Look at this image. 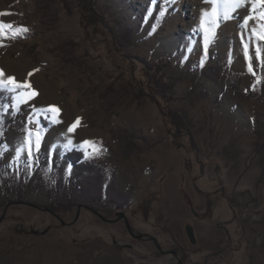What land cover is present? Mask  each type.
Segmentation results:
<instances>
[{"label": "rangeland", "instance_id": "obj_1", "mask_svg": "<svg viewBox=\"0 0 264 264\" xmlns=\"http://www.w3.org/2000/svg\"><path fill=\"white\" fill-rule=\"evenodd\" d=\"M211 7L208 0H0V13H10L0 20L27 28L3 36L0 69L37 93L19 103L14 95L15 123L4 131L0 264H85L104 241L167 236L161 226L177 214L193 226L212 205L235 213L217 193L220 179L233 182L235 164L241 176L257 173L264 200V47L252 33L261 21L245 26V5L209 38L201 21ZM92 12L84 26L82 15ZM30 129L40 134L38 148L31 136V155ZM86 140L100 153L90 154ZM77 145L88 155L72 167L61 150ZM185 263L207 264L208 256L187 254Z\"/></svg>", "mask_w": 264, "mask_h": 264}, {"label": "crops", "instance_id": "obj_2", "mask_svg": "<svg viewBox=\"0 0 264 264\" xmlns=\"http://www.w3.org/2000/svg\"><path fill=\"white\" fill-rule=\"evenodd\" d=\"M237 166L231 169L233 182L224 184L220 179L217 191L228 197L235 213L218 203L208 209V217L194 213L196 242L187 233L186 217L176 215L161 226L167 233L165 238L133 239L131 243L104 241L98 250L86 252L85 264H177L181 257L187 264V254L206 255L207 264H264V200L257 197L262 184L257 183L254 170L241 176ZM167 237L173 241L166 242Z\"/></svg>", "mask_w": 264, "mask_h": 264}, {"label": "snow or ice", "instance_id": "obj_3", "mask_svg": "<svg viewBox=\"0 0 264 264\" xmlns=\"http://www.w3.org/2000/svg\"><path fill=\"white\" fill-rule=\"evenodd\" d=\"M212 5L210 10H206L203 13V18L201 21V27L204 29L207 37H213L215 35V28L219 25L221 19L229 20L233 18L234 13L237 9L242 6H249L251 11L250 14L243 17L245 26H247L249 21L260 20L261 23L252 29L253 36L259 40L264 41V0H208ZM221 5L223 6V11L221 12ZM10 13H0V15H8ZM8 30H13V35L19 34L21 32H26L27 28L23 26H15L11 22H5L0 20V36H7ZM207 44V40H206ZM244 48L247 50L249 48L248 44L244 45ZM261 47L257 46L255 48L254 55L261 56ZM264 59V57H261ZM249 59V71H253L252 68V56H248ZM255 75V72L253 71ZM31 75V74H29ZM259 82V80L257 81ZM20 90V94L17 97V101L26 102L27 99H31L37 93L32 88L31 83L28 80L17 81L15 77L7 75L3 69H0V93L10 92L14 93ZM48 111L53 113H58L59 109L55 106H49ZM80 124L79 118L74 122V124L68 129L69 132L74 131V129ZM36 136V147H39V132H33L29 130V155H31V136ZM84 145L88 146L91 150L90 154H99L101 149L94 141H84ZM88 155V154H86Z\"/></svg>", "mask_w": 264, "mask_h": 264}, {"label": "trees", "instance_id": "obj_4", "mask_svg": "<svg viewBox=\"0 0 264 264\" xmlns=\"http://www.w3.org/2000/svg\"><path fill=\"white\" fill-rule=\"evenodd\" d=\"M82 21L84 23V26H88L91 23V19L95 17L94 12L90 13V16H87L86 14L82 15ZM96 18V17H95ZM96 22V20L94 21ZM5 45V39L3 36H0V48ZM20 90L14 93L10 92H2L0 93V166L5 167V164H3V153L5 150V143H4V131L8 128L10 124L15 123V110L13 107V97L15 94L19 93ZM168 115L172 118L174 117L171 111L168 110ZM32 117V116H30ZM169 119L170 123L172 125H175L179 127V124H176L175 120ZM43 123L45 125H48V123L42 119ZM28 127L31 128V123H28ZM61 154L65 160H67L72 167H75L79 163H82L86 156V149L83 146H71V147H65L61 150ZM152 199L151 193L148 194L143 198L141 201V204H144L145 202H149Z\"/></svg>", "mask_w": 264, "mask_h": 264}, {"label": "water", "instance_id": "obj_5", "mask_svg": "<svg viewBox=\"0 0 264 264\" xmlns=\"http://www.w3.org/2000/svg\"><path fill=\"white\" fill-rule=\"evenodd\" d=\"M187 233L190 239L192 240V242H196V236H195V232L192 226L190 225L187 226Z\"/></svg>", "mask_w": 264, "mask_h": 264}, {"label": "bare ground", "instance_id": "obj_6", "mask_svg": "<svg viewBox=\"0 0 264 264\" xmlns=\"http://www.w3.org/2000/svg\"><path fill=\"white\" fill-rule=\"evenodd\" d=\"M260 44H261L262 47H264V41H260ZM260 44H259V45H260ZM257 46H258V45H257ZM235 154H236V153H235ZM161 155H162V154H161ZM170 183H171V186H172V185H173V182H170ZM171 186H170V187H171ZM177 211H178V210H177ZM177 215H178V214H177Z\"/></svg>", "mask_w": 264, "mask_h": 264}]
</instances>
